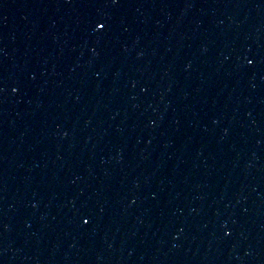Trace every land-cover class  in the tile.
Returning <instances> with one entry per match:
<instances>
[{"label": "water", "instance_id": "obj_1", "mask_svg": "<svg viewBox=\"0 0 264 264\" xmlns=\"http://www.w3.org/2000/svg\"><path fill=\"white\" fill-rule=\"evenodd\" d=\"M158 264H264V38L215 155Z\"/></svg>", "mask_w": 264, "mask_h": 264}]
</instances>
